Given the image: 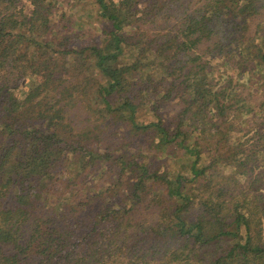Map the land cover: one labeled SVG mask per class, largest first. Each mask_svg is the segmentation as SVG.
Instances as JSON below:
<instances>
[{"label": "trees", "instance_id": "obj_1", "mask_svg": "<svg viewBox=\"0 0 264 264\" xmlns=\"http://www.w3.org/2000/svg\"><path fill=\"white\" fill-rule=\"evenodd\" d=\"M61 1L0 0V264H264V0Z\"/></svg>", "mask_w": 264, "mask_h": 264}, {"label": "rangeland", "instance_id": "obj_2", "mask_svg": "<svg viewBox=\"0 0 264 264\" xmlns=\"http://www.w3.org/2000/svg\"><path fill=\"white\" fill-rule=\"evenodd\" d=\"M60 4L59 6V11L61 13H67L72 22L71 25L72 27L81 33V35H83L85 37V39H87L88 41H92L93 39H99V37H95L94 34L97 33V36L101 33L102 28V20L96 15L95 11H94V0H73L71 1L72 3V7H70L69 5H67L65 1H61L59 2ZM105 25H109L108 22H105ZM77 28H80V31L77 30ZM113 62V61H112ZM116 62V61H114ZM117 63V62H116ZM114 63V64H116ZM260 78L259 76L257 77ZM260 81V79H259ZM35 83V79L29 77L26 82L25 85L23 87V89L20 91L19 96L21 98H23L27 92V90ZM258 82L255 83V85L252 88H255V90H257V94L255 91H253L252 93L248 94V100L250 101H255L256 103H258V101L260 99H262L263 95V91L262 89H260V86H258ZM182 165L181 164H177L176 166H174V171L176 172L181 171L182 170Z\"/></svg>", "mask_w": 264, "mask_h": 264}]
</instances>
